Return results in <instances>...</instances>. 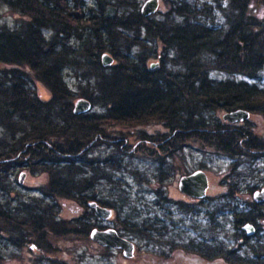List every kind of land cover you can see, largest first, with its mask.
<instances>
[{
    "label": "trees",
    "instance_id": "trees-1",
    "mask_svg": "<svg viewBox=\"0 0 264 264\" xmlns=\"http://www.w3.org/2000/svg\"><path fill=\"white\" fill-rule=\"evenodd\" d=\"M0 1L28 18L17 29L0 28V64L5 67L0 73V187L11 166L48 175L40 200H22L13 208L0 201V238L18 248L33 244L52 256L60 252L53 244L58 240L90 242L91 230L103 228L87 203L114 211L116 205L89 194L99 172L94 160L83 156L88 163H80L77 157L117 125L161 124L167 142L194 139L233 158L264 153V140L251 128L212 116L244 110L264 117V88L244 79L210 77L222 72L252 78L262 68L264 13L257 11L264 10V0H215L217 8L167 0L166 10H157L158 19L142 16L139 0ZM214 9L222 12L223 23L213 22ZM156 42L163 46L161 53ZM103 53L112 57L111 66L101 64ZM151 61L157 63L153 69ZM67 68L79 78L76 94L64 80ZM25 77L45 87L49 98L28 88ZM77 98L89 101L93 110L73 114ZM157 139L149 135L146 142ZM86 167L93 176L86 175ZM61 201L74 203L80 213L62 218L57 213ZM178 204L187 210V203ZM216 211H210L211 219ZM234 216L239 225L251 221L248 214ZM119 223L129 235L162 243L159 230L146 221ZM187 251L209 261L264 264V258L243 259L221 243L191 244Z\"/></svg>",
    "mask_w": 264,
    "mask_h": 264
},
{
    "label": "rangeland",
    "instance_id": "rangeland-1",
    "mask_svg": "<svg viewBox=\"0 0 264 264\" xmlns=\"http://www.w3.org/2000/svg\"><path fill=\"white\" fill-rule=\"evenodd\" d=\"M145 1L139 0V6ZM165 1L167 0H158V11L166 10ZM189 1L198 5L212 3L217 8L215 0ZM220 1L224 3V0ZM157 10L153 15L158 19L161 15ZM258 13L263 15L264 10L258 9ZM212 18L215 24L223 23V14L219 9L213 10ZM27 21L26 16L11 10L0 1V28L14 30ZM156 50L158 53L163 50L159 42H156ZM3 69L5 67L0 64V73ZM62 74L66 84L75 94L78 93L79 78L74 70L67 68ZM210 77L244 79L264 88V65L252 78L222 72H211ZM25 78L28 88L32 87L43 99L49 98L45 87L33 78L30 79L31 77ZM223 114L219 112L212 116L222 121ZM237 123V127L247 126L251 128L253 136L264 140L263 116L251 113L246 120ZM149 135L158 137L155 144L146 142ZM167 135V129L161 124L117 125L108 129L106 136L104 134L101 139H96L83 155L77 157L80 163H88L86 159H82L83 156L94 160L93 167H97L101 174L95 173L94 176L100 178L88 191L89 194L116 205L113 218L96 222L99 225H109L131 239L135 246L131 258H125L117 250L80 240L54 242L60 252L52 256L39 252L29 243L27 247L30 248H18L4 237L0 238V264H49L44 258L63 260L68 264H228L221 259H201L187 251V246L205 241L238 248L234 230L236 218L233 213L249 212L254 186L263 187L264 153L255 154L253 151L242 158H233L217 153L214 148L194 139L167 142ZM115 141L118 143L116 146L113 144ZM85 169L87 176H93L90 175L93 172L89 167ZM197 170L207 176L208 188L206 196L194 203L178 190L177 183L180 177ZM21 171L23 170L18 166H11L5 187H0V201L11 208L22 200L35 202L44 197L43 190L48 182V175L39 171ZM238 174L246 177H235ZM19 177H23L21 182ZM230 185H234L232 189ZM159 192L164 198L159 197ZM179 202L187 203V210L180 209ZM58 204L61 207L57 213L64 219H72L81 211L72 202L61 201ZM212 209H217L214 219L209 216ZM121 219H130L137 224H141V221L152 224L159 230L158 236L162 243L129 235L122 230L119 223ZM166 241L172 242L175 247L171 248V244L167 245Z\"/></svg>",
    "mask_w": 264,
    "mask_h": 264
},
{
    "label": "water",
    "instance_id": "water-1",
    "mask_svg": "<svg viewBox=\"0 0 264 264\" xmlns=\"http://www.w3.org/2000/svg\"><path fill=\"white\" fill-rule=\"evenodd\" d=\"M158 7V0H146L141 8L140 12L142 16H149L153 14ZM154 62V61H153ZM101 64L104 67L111 66L113 64V59L108 53H103L101 55ZM157 66V63H150V69H153ZM91 104L84 98H77L73 102L72 112L75 115L85 114L91 111ZM249 112L244 110H235L232 112H227L222 115V120L228 123H237L246 120L249 116ZM23 177H19V182H21ZM178 190L189 197L195 199H202L206 195V190L208 188V180L206 175L200 171H194L189 175H184L179 178L177 183ZM264 188L260 191H256L253 194V200L255 202H260L264 198ZM87 206L90 209H93L97 217L103 221L108 220L111 216V210L105 207L98 205L95 201H90L87 203ZM247 231V234H250L252 229L250 226L244 228ZM91 241L99 244L102 247H110L113 249H118L122 251V254L125 258H131L133 256L134 244L130 240L121 237L118 233L112 229L107 228L105 230H99L94 228L89 234Z\"/></svg>",
    "mask_w": 264,
    "mask_h": 264
},
{
    "label": "flooded vegetation",
    "instance_id": "flooded-vegetation-1",
    "mask_svg": "<svg viewBox=\"0 0 264 264\" xmlns=\"http://www.w3.org/2000/svg\"><path fill=\"white\" fill-rule=\"evenodd\" d=\"M237 124H239V123H237ZM189 174L190 173H187L185 175H189ZM235 177H246V176L238 174ZM262 188H264V185H263V187H258V185L254 186L253 190L254 189L255 190L252 191V193H251V196H252L251 202L252 203L250 205V208H249L250 211L249 212L242 211L240 213H238V212L233 213V215H235V214H237V215L238 214H248L249 218L251 219L250 222L245 221L244 223H242L240 225H239V223L236 224V222H235V226H234V230H236L235 233H236V241H237L238 248L237 249L232 248V250L237 252V254L243 259L253 258V259H257V260H262V258H264V199L260 202H255L253 200L254 192L260 191ZM184 197L188 198L189 200H191L194 203L199 202L203 199V198L202 199H195V198L189 197L187 195H184ZM114 212H115L114 210H111L110 218H113ZM96 221H99V219L97 218ZM247 225L250 226L252 229L250 234H247V231L244 229ZM99 226L103 228V229H99V230H105L107 228L114 229L113 227H110L109 225H105V224L99 225ZM116 232L118 233L119 236L127 238L128 240L131 241L130 238L122 236L121 235L122 232H120V231H116ZM134 248H135V246H134ZM108 249L117 250L122 254L121 250L113 249L110 247H108ZM257 251H258V253H257Z\"/></svg>",
    "mask_w": 264,
    "mask_h": 264
}]
</instances>
